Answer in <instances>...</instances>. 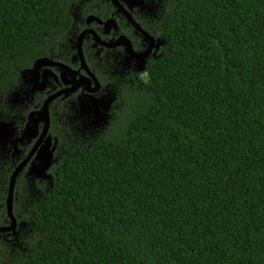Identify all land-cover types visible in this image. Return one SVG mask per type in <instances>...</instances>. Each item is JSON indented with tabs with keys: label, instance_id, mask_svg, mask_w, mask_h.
<instances>
[{
	"label": "trees",
	"instance_id": "1",
	"mask_svg": "<svg viewBox=\"0 0 264 264\" xmlns=\"http://www.w3.org/2000/svg\"><path fill=\"white\" fill-rule=\"evenodd\" d=\"M72 1L0 0V119ZM168 2L162 55L109 124L68 119L53 179L18 175L0 264H264V0ZM13 169L0 149V225Z\"/></svg>",
	"mask_w": 264,
	"mask_h": 264
},
{
	"label": "flooded vegetation",
	"instance_id": "2",
	"mask_svg": "<svg viewBox=\"0 0 264 264\" xmlns=\"http://www.w3.org/2000/svg\"><path fill=\"white\" fill-rule=\"evenodd\" d=\"M169 9L168 0L71 2L72 21L66 41L59 43L57 51L50 50L46 65L26 74L21 70L22 77L20 74L8 97L13 110L8 122L13 130L0 146L6 159L13 163V170L27 160L20 173L29 175L32 163L37 162L35 157L40 153L48 155L52 148L56 161L64 151V134L59 135V131L65 130L68 119L89 133L109 124L121 87L132 76H148L147 65L162 55ZM130 45L133 52L128 51ZM49 98L48 118L40 110ZM45 126L46 136L41 139Z\"/></svg>",
	"mask_w": 264,
	"mask_h": 264
},
{
	"label": "water",
	"instance_id": "3",
	"mask_svg": "<svg viewBox=\"0 0 264 264\" xmlns=\"http://www.w3.org/2000/svg\"><path fill=\"white\" fill-rule=\"evenodd\" d=\"M128 16H129V18L132 19V16L130 14H128ZM133 22H135V21L133 20ZM136 25L138 26V24H136ZM125 38L126 37H124V40H127ZM124 43H126V42L124 41ZM128 51L133 52L131 45H130V48H128ZM79 54H80V56H83L82 49L79 50ZM142 54H144V53H142ZM83 62L85 63L84 58H83ZM43 64L46 65V57H41V58L35 60L33 66L31 68H26L23 70V74H26L27 72H34L39 67H41ZM51 99L52 98H49L47 100V102L45 101L44 106L40 110L43 114H45V116L47 114L48 118H49V110H48L47 106H48L49 102L51 101ZM38 114H41V113L38 112ZM48 118H47V125H48ZM12 130H13V128H12L11 122H8L5 120L4 121L0 120V138H1V140L4 139L9 134V132ZM46 131H47V126H45V128L41 134V139L46 136ZM36 144L38 145V142ZM53 150H54L53 148L49 149L48 155H46L45 153H42V154L40 153L38 156L35 157V160L37 162L32 163V166L29 169V175L33 174V176L36 177V179L37 178L49 179V180L53 179L52 174H50L48 172V170L50 169L52 164L55 162V159L53 158ZM26 162H27V160L20 163L15 168V170L13 171V173L11 175L9 188H8V196H7V200H6L7 214H8V218L10 220V223H9V225H0V232L6 233V232L12 231V234H16V232H17L18 222H17V218H16L14 211H13V201H14V196H15L16 181H17L19 173L23 170Z\"/></svg>",
	"mask_w": 264,
	"mask_h": 264
},
{
	"label": "rangeland",
	"instance_id": "4",
	"mask_svg": "<svg viewBox=\"0 0 264 264\" xmlns=\"http://www.w3.org/2000/svg\"><path fill=\"white\" fill-rule=\"evenodd\" d=\"M21 74V73H20ZM20 77H22V74L20 75ZM143 78H147V76H145V77H143ZM12 94V93H11ZM119 101H121V100H119ZM118 101V102H119ZM8 103L9 104H11L12 102H10V101H8ZM10 111L11 112H13V110L11 109V107H10ZM101 128V127H100ZM63 133V130L60 128V131H59V135H61ZM2 140H1V138H0V142H1ZM0 149H2V147L0 146ZM2 151V150H1ZM4 154V153H3ZM4 157L6 158V155L4 154ZM57 158V157H56ZM14 171V170H13ZM48 172H49V170H48ZM13 173V172H12ZM50 173V172H49ZM27 174V173H26ZM12 175V174H11ZM25 177V176H24ZM11 178V177H10ZM25 178H28V180H31L30 182H33V183H35V181L36 180H39V181H42V179H40V178H37L36 179V177H34L33 175H27ZM25 186V185H24ZM25 187H23V188H21V191H19V193H20V195H21V197H26L27 196V193H26V191H25ZM17 191V190H16ZM16 191H15V193H16ZM7 192H8V190H7ZM7 196H8V194H7ZM15 197V196H14ZM9 219H8V221H6V225H9ZM6 233H9V235L7 236V237H5V234ZM0 232V236H3L4 238H6V239H8V240H12L13 239V237H12V231L11 232Z\"/></svg>",
	"mask_w": 264,
	"mask_h": 264
}]
</instances>
